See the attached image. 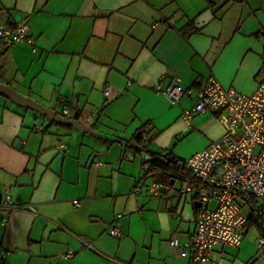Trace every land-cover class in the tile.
I'll use <instances>...</instances> for the list:
<instances>
[{"label":"crops","instance_id":"1","mask_svg":"<svg viewBox=\"0 0 264 264\" xmlns=\"http://www.w3.org/2000/svg\"><path fill=\"white\" fill-rule=\"evenodd\" d=\"M24 14L31 42L0 40V83L74 113L94 135L0 95V202L8 193L33 207L1 216L0 264H194L181 246L196 232L197 191L143 162L151 152L191 157L223 135L228 113L188 124L181 114L194 94L170 104L154 82L164 75L197 90L214 76L253 92L264 79V0H0L1 25ZM192 23L197 31L185 35ZM143 124L141 147L133 135ZM152 182L163 185L157 197ZM261 236L251 223L238 247L218 243L203 264H264Z\"/></svg>","mask_w":264,"mask_h":264},{"label":"built area","instance_id":"2","mask_svg":"<svg viewBox=\"0 0 264 264\" xmlns=\"http://www.w3.org/2000/svg\"><path fill=\"white\" fill-rule=\"evenodd\" d=\"M29 18V14H24L13 26L0 24V40L6 45L31 42ZM164 78L162 75L154 82V92L163 95L170 104L178 103L185 95L194 94L193 104L181 114L188 124L198 114L217 110L228 113V128L220 138L191 157L176 162V167L189 172V176L167 171L182 179L187 184L185 189L197 191L200 208L196 232L189 242L181 246V255L191 254L194 264H203L210 259L216 244L239 246L248 219L243 206L249 199L255 200L257 212L264 214V79L253 92L243 93L234 88H224L214 76L197 90L174 80L165 84ZM104 94H107V89H104ZM61 114L69 115L70 107L63 104ZM149 166L150 163L145 164L147 169ZM162 187V183L152 182L149 191L157 197ZM212 200L216 204L210 208ZM73 203L79 204L76 199ZM17 209L33 210V207L19 205L6 193L0 202V226L3 223L1 216ZM109 234L119 235V227L113 224ZM256 242L259 248L264 246V236ZM169 243L172 247H180L175 237ZM72 254L70 251L63 257ZM4 256L0 253V260Z\"/></svg>","mask_w":264,"mask_h":264},{"label":"water","instance_id":"3","mask_svg":"<svg viewBox=\"0 0 264 264\" xmlns=\"http://www.w3.org/2000/svg\"><path fill=\"white\" fill-rule=\"evenodd\" d=\"M211 18V11L207 10L204 12L198 19L196 20V23L198 25H202L207 20ZM0 95H3L11 100H13L16 103H19L27 108L33 109L37 111L38 113H41L43 115H46L50 117L51 119L54 120L55 123L61 124V125H66V126H73L75 127L79 132L82 133H90L94 135V132L92 130H89L87 127L82 126L74 116V113H71L69 118H65L59 114H56V112L48 107H45L44 105L38 103L37 101H34L33 99L24 96L17 91H15L13 88L10 86L0 83ZM159 161H163V156H156L155 157ZM199 206V203H198Z\"/></svg>","mask_w":264,"mask_h":264},{"label":"trees","instance_id":"4","mask_svg":"<svg viewBox=\"0 0 264 264\" xmlns=\"http://www.w3.org/2000/svg\"><path fill=\"white\" fill-rule=\"evenodd\" d=\"M196 31H197V28L192 23L191 26L188 25L187 28L183 30V33L185 35H190ZM76 115H78V113H76ZM145 126L146 124L141 125L139 128H137V130L135 131L133 135V140L136 142V144H138L141 147L143 146L142 136L144 133ZM150 154L152 156L151 159L143 162V164H146L148 162L150 163L149 169H147L148 172H153V171L154 173L161 172L167 178L174 177L172 174H168L167 171H172L173 173L175 172V174L178 173L181 175H186L187 172H185L183 169L177 168L175 165L176 162L179 161V159H175L174 157H169L168 154H163L162 155L163 161H159L155 158L156 157L155 152H151ZM251 200L252 199H249L248 201H251ZM260 216L261 215L257 212V208L255 209L253 206H251L250 214L247 219V226L250 225L251 223L256 224L259 227V229L261 228V231L264 232V230H262L261 224L259 223Z\"/></svg>","mask_w":264,"mask_h":264},{"label":"rangeland","instance_id":"5","mask_svg":"<svg viewBox=\"0 0 264 264\" xmlns=\"http://www.w3.org/2000/svg\"><path fill=\"white\" fill-rule=\"evenodd\" d=\"M145 158H147V157H145Z\"/></svg>","mask_w":264,"mask_h":264}]
</instances>
